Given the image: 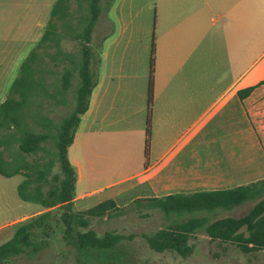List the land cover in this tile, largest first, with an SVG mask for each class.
<instances>
[{
	"label": "crops",
	"instance_id": "0c3cea01",
	"mask_svg": "<svg viewBox=\"0 0 264 264\" xmlns=\"http://www.w3.org/2000/svg\"><path fill=\"white\" fill-rule=\"evenodd\" d=\"M56 2L30 0L19 11L17 33L0 54L6 62L33 46L18 40L41 25L37 6L52 10ZM92 46L100 57L98 84L68 154L77 174L74 207L88 210L94 196L110 191L98 205L114 200L124 207L126 192L138 191L133 202L264 179V0H114Z\"/></svg>",
	"mask_w": 264,
	"mask_h": 264
},
{
	"label": "trees",
	"instance_id": "16d2710c",
	"mask_svg": "<svg viewBox=\"0 0 264 264\" xmlns=\"http://www.w3.org/2000/svg\"><path fill=\"white\" fill-rule=\"evenodd\" d=\"M113 1L57 0L44 35L23 62L19 77L0 106V175L6 178L23 175L19 196L25 202L40 204L45 210L21 223L13 239L0 246V264L31 250L37 254L45 248L48 245L45 239L34 238L38 230L51 227L56 208L63 210L61 219L66 226V239L78 249L80 256L98 258V252L112 251L127 239L116 232L98 235L88 229L92 218L112 219L119 215L123 208L116 201L107 200L82 212L74 210L77 174L68 156L81 117L88 111L93 89L98 84L100 57L92 46L93 33ZM67 42L75 44L74 50L66 48ZM154 71L153 45L146 156L152 135ZM251 91L245 90L242 96H248ZM48 102H54L55 106L70 105L69 114L56 119L52 115L54 109L46 108ZM247 202L255 203L247 214L214 219L218 211H231ZM133 204L139 211L159 210L167 217L191 215L185 221L145 234L153 251H173L188 258L194 253L191 240L202 230L211 242L233 245L243 254L264 251V179L225 190L139 198ZM79 227L88 230L80 231Z\"/></svg>",
	"mask_w": 264,
	"mask_h": 264
},
{
	"label": "rangeland",
	"instance_id": "374dc122",
	"mask_svg": "<svg viewBox=\"0 0 264 264\" xmlns=\"http://www.w3.org/2000/svg\"><path fill=\"white\" fill-rule=\"evenodd\" d=\"M28 1L30 0H0V54L2 50L4 51V40L12 38L17 33L21 18V14L18 13L19 11H26L25 4ZM31 1L38 2L40 0ZM36 10L38 11L36 14L37 23L41 25L27 33L23 39L18 40V43L25 44L30 39L33 41V46L25 48L12 62H6L4 56H0V106L9 95L15 80L19 77L23 62L44 35L45 30L42 32L43 23L51 18L50 12L52 10H49L47 5L37 6ZM15 22L17 23L14 24ZM74 45L72 42L65 44L69 50H74ZM23 48L24 46L17 48L19 53ZM75 85L76 83H74ZM46 108L54 109L55 114H52L53 117L61 119L69 114L71 107L70 105L55 106L54 102H48ZM24 179L23 175H16L11 178L0 175V246L15 236L21 224H15L17 219L32 211H40L41 209L44 211L40 204L25 203L19 196L18 186ZM111 192L94 196L90 201L93 205L89 206V209L97 206V201L105 199L106 195ZM137 194L138 191L123 194L120 198L121 204L124 202L128 204L122 207L123 210L116 217L112 219H90L88 229L94 230L98 235H104L106 232H116L127 237L116 249L105 253L98 252V258L85 257V254L80 256L78 249L69 244L66 239V226L61 219L63 210L56 208L51 219V227L48 230H38L34 238L36 241L45 239L48 245L37 254H32L31 250L28 251V254L13 258L7 264H264V251L248 255L243 254L233 245H219L211 242L209 236L203 230L197 232L192 238L191 245L194 247V253L188 258H182L173 251H153L144 238L145 234H152L174 222L185 221L191 215L167 217L159 210L139 211L137 206L133 204L134 201L130 202ZM254 205V202H247L231 211H218L214 219L228 216L241 217L247 214ZM83 209L82 203L74 207L75 211H82ZM147 213H149L148 217L144 216ZM38 215L40 214L36 216ZM88 229L79 227L80 231H87Z\"/></svg>",
	"mask_w": 264,
	"mask_h": 264
}]
</instances>
